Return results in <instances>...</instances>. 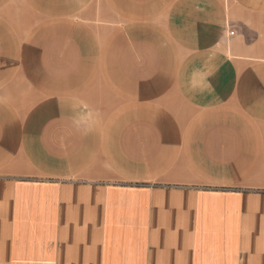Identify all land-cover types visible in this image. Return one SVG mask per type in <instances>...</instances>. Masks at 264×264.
<instances>
[{
    "label": "crops",
    "instance_id": "crops-1",
    "mask_svg": "<svg viewBox=\"0 0 264 264\" xmlns=\"http://www.w3.org/2000/svg\"><path fill=\"white\" fill-rule=\"evenodd\" d=\"M0 264H264V0H0Z\"/></svg>",
    "mask_w": 264,
    "mask_h": 264
}]
</instances>
